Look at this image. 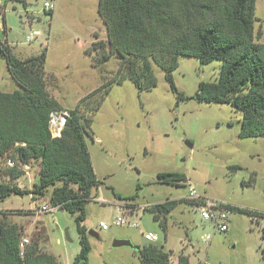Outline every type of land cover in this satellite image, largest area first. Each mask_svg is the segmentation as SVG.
<instances>
[{
  "label": "rangeland",
  "instance_id": "374dc122",
  "mask_svg": "<svg viewBox=\"0 0 264 264\" xmlns=\"http://www.w3.org/2000/svg\"><path fill=\"white\" fill-rule=\"evenodd\" d=\"M25 1L26 5L0 0V39L7 40L14 53L24 58L48 47V89L64 109L71 110L103 79L113 78L120 65V59L112 56L102 66H94V41H108L98 12L99 0ZM47 1L54 4L53 9L45 8ZM256 18V30L264 41V0L256 1ZM220 68L218 60L202 64L195 57L181 56L173 75L186 98L178 104L164 70L155 66L158 84L152 89L140 91L127 79L113 85L95 115L85 110L84 114L93 118L92 135L86 136V142L101 181L86 203L85 225L88 232L99 234L89 235V264H140L136 248L114 246L115 239H129L139 246L164 244L165 250L172 251L170 260L177 263L183 252L190 264H264V219L258 222L249 214L231 212L229 229L214 233L212 221L184 202L169 214L165 239L159 221L147 208L167 199L189 197L191 185L210 198L264 212V136L241 138L240 112L229 104L194 97L201 81L218 80ZM17 88L0 55V90ZM4 164L0 181L16 183L4 176ZM233 165L238 169H231ZM38 168V161L23 167L29 175L19 179L21 184L32 187ZM160 172H183L188 181L184 185L159 183ZM52 190L49 187L38 199L31 194H13L0 199V210H24L15 214L6 211V219L20 224L23 235L32 242L40 239L41 250L53 253L59 264H72L81 249L75 216L59 207L39 211L45 204L52 206ZM134 195V200L127 199ZM121 205L135 214L129 218L138 222L137 227L113 224ZM102 221L110 225L107 230L100 226ZM146 232L156 233L160 239L148 241ZM208 234L212 238L205 240Z\"/></svg>",
  "mask_w": 264,
  "mask_h": 264
},
{
  "label": "trees",
  "instance_id": "16d2710c",
  "mask_svg": "<svg viewBox=\"0 0 264 264\" xmlns=\"http://www.w3.org/2000/svg\"><path fill=\"white\" fill-rule=\"evenodd\" d=\"M256 1L99 0L98 12L106 25L108 41H94V66H102L112 56L120 59V65L113 78L103 79L71 110L64 109L48 89V47L24 58L14 53L7 40L0 39V55L18 85L14 91L0 90V168L5 163L4 176L17 181H0V199L13 194H31L38 199L53 187L52 206L75 216L80 236L81 249L72 264H89L92 247L85 225L86 203L101 181L86 142V136L92 135L93 118L87 117L85 110L95 115L113 85L127 79L140 91L152 89L158 84L155 66L164 70L178 104L186 98L173 75L181 56L195 57L202 64L221 61L218 80L201 81L194 97L203 102L229 104L240 112L241 138L264 136V41L260 40V30H256ZM87 52L91 55L92 50ZM62 110L69 115L61 136L54 137L51 114ZM8 159L15 162L14 166L7 164ZM33 161H38L37 181L30 188L26 184L22 187L19 179L26 173L23 167H31ZM238 167L233 165L231 169ZM157 181L184 185L188 178L183 172H160ZM135 198L136 195L127 199ZM206 198L200 194L198 202L204 203ZM184 202L194 205L196 200L167 199L147 207L163 228L165 239L169 214ZM226 207L231 212L249 214L258 222L264 219L263 211L227 203ZM6 211L15 214L24 210H0V264H59L53 253L41 250L40 239L30 240L21 255L23 227L9 222ZM261 237L264 258V225ZM135 248L140 264L171 262L172 251L165 250L164 244L148 243ZM178 259V264H190L189 256L183 252Z\"/></svg>",
  "mask_w": 264,
  "mask_h": 264
},
{
  "label": "built area",
  "instance_id": "2783aa9c",
  "mask_svg": "<svg viewBox=\"0 0 264 264\" xmlns=\"http://www.w3.org/2000/svg\"><path fill=\"white\" fill-rule=\"evenodd\" d=\"M45 8L47 10L53 9L54 4L50 2H45ZM28 40H31V36H28ZM69 115V112L66 110H62L59 112H52L51 114V121H50V128L52 131V135L54 137H59L62 134L63 128L66 124L67 117ZM7 164L9 166H14L15 162L12 159L7 160ZM189 198L195 199L196 203H194V207L196 210H198L201 214V217L205 220L212 221L214 225V233L215 232H226L229 229L230 224V213L231 211L226 207V203L221 202L219 200L206 198L204 203L198 202L200 198L199 192L194 188L193 186L189 185ZM103 201L102 197L100 199ZM56 207L49 206L48 204H45L41 207H39L40 212H50L54 211ZM129 214L135 215L130 210L128 211L126 208L120 206L119 214L116 216V218L113 221V224L117 226H131V227H137L138 222L132 220L129 218ZM132 216V215H131ZM100 226L103 229H108L110 225L106 222H101ZM145 239L148 241L155 242L160 239L159 235L153 232H146L144 233ZM212 235L208 234L204 237L205 240L211 239ZM30 243V239L26 236H24L20 241V251L21 255L24 254L26 246ZM170 264H178L177 262L171 261Z\"/></svg>",
  "mask_w": 264,
  "mask_h": 264
},
{
  "label": "water",
  "instance_id": "95a60500",
  "mask_svg": "<svg viewBox=\"0 0 264 264\" xmlns=\"http://www.w3.org/2000/svg\"><path fill=\"white\" fill-rule=\"evenodd\" d=\"M22 187H25V184H20ZM89 234L91 236H95V237H98V233L93 231V230H90L89 231ZM113 245L114 246H121V245H129V246H132V247H135V245L132 243L131 240L129 239H115L114 242H113Z\"/></svg>",
  "mask_w": 264,
  "mask_h": 264
},
{
  "label": "crops",
  "instance_id": "0c3cea01",
  "mask_svg": "<svg viewBox=\"0 0 264 264\" xmlns=\"http://www.w3.org/2000/svg\"><path fill=\"white\" fill-rule=\"evenodd\" d=\"M241 120V119H240ZM240 120H239V122H240ZM26 167H29V165H27ZM39 170V168L37 169V171ZM38 173V172H37ZM26 175H29V172L28 171H26ZM37 175V174H36ZM22 182H20V184H21ZM25 184L26 185H28L26 182H25ZM28 187H29V185H28ZM208 197V196H207ZM208 198H210V197H208ZM211 199H213V198H211ZM216 200V199H215ZM220 201V200H219ZM221 202H223V201H221ZM225 203V202H224ZM103 222V221H102ZM105 230H107V229H105Z\"/></svg>",
  "mask_w": 264,
  "mask_h": 264
}]
</instances>
